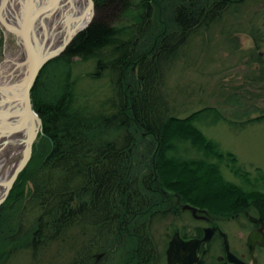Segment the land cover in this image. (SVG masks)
<instances>
[{
    "label": "trees",
    "instance_id": "1",
    "mask_svg": "<svg viewBox=\"0 0 264 264\" xmlns=\"http://www.w3.org/2000/svg\"><path fill=\"white\" fill-rule=\"evenodd\" d=\"M92 1L98 16L131 4ZM138 2L137 28L112 27L95 17L40 70L30 102L42 134L0 206V264L19 255L28 258L16 262L33 261L49 249L61 264H139L146 228L176 204L206 205L214 215L245 208L264 216V191L226 183L217 165L187 158L185 146L235 161L194 126L202 118L217 123L219 112L202 108L180 119L170 115L161 77L193 37L226 15L237 16L248 3L264 7V0ZM260 17L264 21V8ZM173 32L181 39L169 44ZM73 58L94 60L83 77L103 79L102 92L81 87ZM232 171L242 180L249 176L235 166Z\"/></svg>",
    "mask_w": 264,
    "mask_h": 264
},
{
    "label": "rangeland",
    "instance_id": "2",
    "mask_svg": "<svg viewBox=\"0 0 264 264\" xmlns=\"http://www.w3.org/2000/svg\"><path fill=\"white\" fill-rule=\"evenodd\" d=\"M138 1L126 0V4L132 5L129 4L125 10L105 11L100 13V16L94 12L93 19L99 17L97 19L107 21L112 27L120 29L137 28L142 11ZM263 8L261 3L252 2L241 6L237 16H224L209 31L193 37L187 49L183 51L184 56L167 64L161 76L162 90L170 115L180 119L202 108H211L219 112L221 118L217 123H213L212 117L202 118L194 123V126L215 144L216 150L234 159L235 165L227 157L219 160L210 155L196 153L185 146L187 158L206 159L217 165L224 182L246 188H257L260 191H264V181L258 177V172L264 175V21L260 17ZM145 28L142 29L141 35ZM2 32L0 31L1 34ZM253 34L257 36L254 38ZM8 36L7 39L13 46L9 50L12 56L17 48L14 47L13 38ZM180 39L181 33L173 32L169 44L179 43ZM1 46L2 39L0 40L2 65L7 59L1 56ZM256 54L260 55L259 61ZM72 60L79 63L74 73H79L80 78L83 79L80 81L81 87L91 85L102 92L103 79L91 82L83 77V73L91 71L94 60H88L86 63H80L79 58ZM259 117L263 118L262 121H252ZM40 137L41 135L38 134L31 147L30 158L33 154L32 149L37 145ZM234 166L242 173H248V178L243 181L241 177H237L232 171ZM212 181L209 180V182ZM206 202L211 201L206 200ZM201 208L207 211L212 210V207L206 205ZM174 210L167 211L166 217L154 220L151 229L155 240L165 233L164 227H170L171 221L175 218L172 214ZM215 212L224 216L233 213V211L214 210ZM146 229L148 234V227ZM148 242L151 246L155 241L152 242L149 239ZM55 253L54 249H49L39 259L16 262L20 261V257L28 258L25 255H19L17 256L19 259L13 260L10 264H55L57 259L52 257ZM57 263L60 262L57 261Z\"/></svg>",
    "mask_w": 264,
    "mask_h": 264
},
{
    "label": "flooded vegetation",
    "instance_id": "3",
    "mask_svg": "<svg viewBox=\"0 0 264 264\" xmlns=\"http://www.w3.org/2000/svg\"><path fill=\"white\" fill-rule=\"evenodd\" d=\"M1 39V56L7 59L13 46L3 32ZM185 205L195 211L183 208ZM172 214L175 218L170 227H164L165 233L157 240L152 229H148L150 234L146 239L149 237L155 242L151 246L150 242L140 246L139 264H264V216L260 213L236 210L229 216L214 215L183 203L176 204ZM252 233L257 241L250 251L248 242Z\"/></svg>",
    "mask_w": 264,
    "mask_h": 264
},
{
    "label": "water",
    "instance_id": "4",
    "mask_svg": "<svg viewBox=\"0 0 264 264\" xmlns=\"http://www.w3.org/2000/svg\"><path fill=\"white\" fill-rule=\"evenodd\" d=\"M33 1L28 0L29 4L25 5L26 0H19V5H21L19 21L21 22L18 24H14L15 21L13 23L11 19L6 22L0 21V30L4 34L7 32L13 38L14 47L18 48L21 53L20 60H17V63L12 65V68L8 70L9 72L2 73L3 70H0V137L8 138L18 135L30 125V122L36 124V132L30 135L23 147V157L16 162L12 174L3 184L4 188L0 194V204L6 199L17 175L26 166L30 158L31 147L37 135L42 134L41 121L31 107V88L43 66L64 52L72 39L89 26L95 12L92 0H82L86 8L84 7L85 9L78 16L73 17V22L69 20L66 23L60 45L40 54L36 53L33 47V28L36 23L42 22L43 18L50 17L55 13L59 0H46L45 4L37 9L34 8ZM43 10L50 11L42 14ZM87 11L90 12V18L83 21L84 15L81 13H86ZM8 110H10L9 113L7 112ZM2 121L5 122L2 123ZM183 208L192 212L195 211V209L187 205L183 206ZM256 241L257 237L255 233H252L248 242L250 251L253 250ZM169 250H167V254L170 263L172 260L169 257Z\"/></svg>",
    "mask_w": 264,
    "mask_h": 264
},
{
    "label": "bare ground",
    "instance_id": "5",
    "mask_svg": "<svg viewBox=\"0 0 264 264\" xmlns=\"http://www.w3.org/2000/svg\"><path fill=\"white\" fill-rule=\"evenodd\" d=\"M35 1V3H34ZM34 8L37 9L45 4L46 0H34ZM22 3V2H21ZM29 4L26 0L25 5ZM32 5V6H33ZM20 6L19 0H0V21L6 22L10 20L14 24H18L20 19ZM86 5L82 0H59L58 8L53 15L47 18H43L42 22L36 23L33 28L32 43L36 53H44L47 50L53 49L60 45L66 23L70 20L73 22L75 16L85 9ZM85 7V8H84ZM50 10H43V13ZM82 20L90 18V12H82ZM81 20V21H82ZM9 34L6 32L5 37ZM10 36H8L9 38ZM7 54V53H6ZM20 51L17 48L15 52L7 58L5 63L0 66V70L3 72H9L13 64L20 60ZM18 58V59H17ZM2 66H5L2 67ZM4 68V69H3ZM8 113L10 110L7 111ZM6 113V112H5ZM5 121H2L4 123ZM36 124L30 122V125L18 135L12 137L3 138L0 137V194L3 191V184L8 180L12 174L16 162L19 161L24 155V146L30 135L36 132ZM36 135V134H35Z\"/></svg>",
    "mask_w": 264,
    "mask_h": 264
}]
</instances>
